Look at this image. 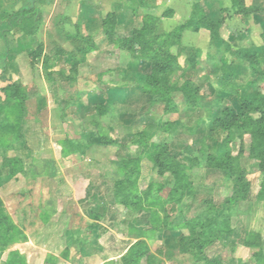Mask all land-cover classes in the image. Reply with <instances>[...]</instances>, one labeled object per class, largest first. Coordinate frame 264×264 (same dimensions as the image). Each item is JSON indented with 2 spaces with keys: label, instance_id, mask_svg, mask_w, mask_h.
<instances>
[{
  "label": "rangeland",
  "instance_id": "1",
  "mask_svg": "<svg viewBox=\"0 0 264 264\" xmlns=\"http://www.w3.org/2000/svg\"><path fill=\"white\" fill-rule=\"evenodd\" d=\"M38 8V29L21 53L10 41V60L2 36L13 14L0 18V89L9 87L0 92V157L14 153L5 167L23 168L2 195L24 199L23 209L4 208L13 214L1 220L4 234L17 240L0 251V264H133L118 255L138 241L157 264H264V0H52ZM108 14L116 26L105 32ZM155 61L170 68L160 85L185 82L195 101L173 90L165 109L144 81ZM240 106L237 128L210 129L223 108ZM224 147L231 160L221 168L213 157ZM33 179L46 182L47 195L28 191ZM35 196L41 218L26 210ZM72 199L86 218L67 207ZM58 209L69 218H54ZM191 226L225 233L203 245L188 238Z\"/></svg>",
  "mask_w": 264,
  "mask_h": 264
},
{
  "label": "trees",
  "instance_id": "2",
  "mask_svg": "<svg viewBox=\"0 0 264 264\" xmlns=\"http://www.w3.org/2000/svg\"><path fill=\"white\" fill-rule=\"evenodd\" d=\"M33 1L34 0H25V4L18 10L15 14L11 15L10 19H8V33L11 34H24L26 36H32L34 32L38 29V20L40 18L38 10L33 6ZM46 4L51 3L52 0H42ZM150 0H138V2L141 5H146ZM197 10V9H194ZM195 14L197 13L194 11ZM260 12L259 8H254L250 13H257ZM201 13V12H200ZM199 12L197 14H200ZM202 15V14H201ZM8 16H1V18H6ZM203 20L204 16H201ZM202 20V21H203ZM145 21V23H147ZM100 26L102 29H104L105 32H110L113 31L115 26H116V17L114 14H108L105 16V18L100 22ZM4 45H5V55H6V60H10L11 57L7 56V46H6V40L4 36H2ZM34 59H38L40 57V53L37 52L36 50L32 53ZM170 71L169 66H164L162 64H159L158 62H153L151 64L150 72L147 76H144V81L147 83V85L152 86L153 88L151 89L152 94L154 96H157V99L163 103V106L165 109L169 108L172 104V91L177 90V92H180L182 97L186 101H195L196 99V93L194 90H192L191 87L188 86L187 83H183L180 87L177 86H172V87H167L163 88L160 85V82L158 81V76L159 75H164L167 74ZM160 87L159 89H155L154 87ZM9 87H3L0 89V92L5 95L6 91ZM10 98V97H7ZM2 100L0 99V102ZM253 102H248V103H243L242 107L248 108L252 105ZM94 110L99 111L97 114L98 116H103L104 113L106 112L104 108L101 107V105H96ZM243 108L241 106L239 107V113L234 112L231 108L225 107L220 111L219 116L214 117L211 120L210 123V129L212 131H223L227 132L233 128H237L243 117ZM138 143V142H135ZM230 151L227 147H224L221 150H217L216 157H213V161H217L216 165L221 168H225V165L230 163ZM263 184V183H262ZM3 218H8L3 212L2 209L0 208V251H4L8 246H10L14 241L17 239L11 237L10 239L5 236L4 230H3V225L1 223V220ZM195 222V221H194ZM194 226H191L190 234H189V239H192L194 241L202 240L203 245L205 244V238L211 239L216 241L215 239H218L221 237L225 232L221 230H211V232H199L196 231V229L193 231ZM16 232V230H15ZM20 234V232H19ZM16 235H18V232H16ZM22 239H25L24 236H20ZM13 241V242H12ZM213 242H211L212 244ZM181 247V250H183V247ZM202 251V250H201ZM200 252V251H199ZM197 253V252H196ZM131 256V261H133V264H138V261L142 258L145 257L146 261H149L152 259V255L148 254V246L147 244L138 241L135 244H133L128 251L125 253L124 256L121 257L123 260L125 257Z\"/></svg>",
  "mask_w": 264,
  "mask_h": 264
},
{
  "label": "crops",
  "instance_id": "3",
  "mask_svg": "<svg viewBox=\"0 0 264 264\" xmlns=\"http://www.w3.org/2000/svg\"><path fill=\"white\" fill-rule=\"evenodd\" d=\"M14 1L15 0H0V18H1V16H4V15H8V13L10 12V13H12V14H15L18 10H20V8L26 3L25 2V0H16V4L15 5H17L16 6V8L12 11V9H13V7H15L14 6ZM52 2V1H51ZM49 4H51V3H49ZM49 4H46L45 2H43L42 0H34L33 1V6L38 10V12H39V16H40V10H39V8H38V5H49ZM13 6V7H12ZM39 21V20H38ZM2 23V22H1ZM0 23V24H1ZM1 28V27H0ZM3 32V31H2ZM5 32V31H4ZM35 33V32H34ZM34 35V34H33ZM33 35L31 36V37H33ZM7 38L8 39H6V46H7V49H9V47H11L10 46V41L12 40V46L13 47H15V50H16V53L17 52H19V53H21V49L22 48H24L23 47V45H25V44H27V42H29L30 40H29V38H28V36H26V35H24V34H11V33H9L8 34V36H7ZM0 41H1V39H0ZM32 41V40H31ZM31 44V43H30ZM32 44H33V42H32ZM2 46H3V48L5 49V45H4V43H2ZM27 46V45H26ZM31 46V45H30ZM17 55V54H16ZM13 58V57H12ZM18 59V58H17ZM16 59V60H17ZM23 121V120H22ZM12 123V121H10V120H7L6 121V126H7V128H8V131H6L5 133H7L6 134V138H8V137H10V136H12L13 134H11L12 132H11V125H13V124H11ZM21 123V122H20ZM11 140H14L13 138L11 139ZM5 146H1L0 145V155H2V153H3V151L6 149V148H4ZM7 158H16L15 157V155H14V153L12 154V155H8V156H6ZM5 156H4V158L2 159V156L0 157V160H2V161H0V208L2 209V212L8 217V218H13V214H11V215H7L6 214V212H5V210H4V208L5 207H10V208H14L15 207V203H16V207H18L19 209H23L22 207L23 206H20L19 204H21L22 202H23V198L20 196V195H18L17 196V201H15V198H16V194H19V193H15V192H13V193H11V194H5V195H2V192L3 191H5L6 189H8V187H10V186H12V188L13 187H17V185L18 184H16V182H19L20 181V176H22L21 175V172L23 171V168L22 167H20L19 166V168H12V170H9L8 168H6L5 167V165L4 164H6L5 163V161H4V159L6 158ZM7 181V182H6ZM29 182H31V180L29 181ZM20 184V183H19ZM40 184V185H39ZM66 184L67 185H69V183L68 182H66ZM28 191H34V193H36V194H39L38 192H40L41 191V193H43V194H45V195H47L48 194V189H47V186H46V182L44 181L43 182V184H41L40 182H36V180L35 179H33V181H32V183L29 185V187H28ZM40 195V194H39ZM56 200H57V202H59L60 204H62L63 203V201L64 200H62V199H59V198H56ZM73 200V201H72ZM71 201H72V203L71 204H68V206L67 207H69L70 205L72 206V207H76V208H78V213H80V215H81V217L82 218H86V215H85V213H84V210H82V209H80V206H78L77 205V201H74V199H72ZM32 201V202H31ZM40 200H39V196L37 197V196H35V198H29V200H28V203H27V209L26 210H28L29 211V214H30V216H33V218H36L37 216H38V210L37 209H39L40 210V208H37L38 206H42V204L39 202ZM66 202L67 203H69V200L67 201V199H66ZM14 203V204H13ZM65 203V202H64ZM88 205V206H92V205H90V203L88 202V201H86L84 198H83V200H82V203H81V205ZM25 206V205H24ZM78 206V207H77ZM38 211V212H37ZM46 212H44V216L42 217V218H50L49 216H50V213L49 212H51V211H49V210H45ZM59 212L56 216H54V218H69L67 215V213L69 212L68 210H66L65 211V209L63 210V209H58V210H56V212ZM22 213V211L20 210V215H21V217L22 218H24V215H23V213ZM43 213V212H42ZM15 215V214H14ZM39 218H41V213L39 212ZM87 218H89V216H90V213H87ZM31 218V217H30ZM53 218V217H52ZM14 245H16L15 243H14ZM13 245V246H14ZM133 244H129L128 245V248H126L122 253H120L118 256H119V258L118 259H120L122 256H124L125 255V253L128 251V249L132 246ZM33 247H35V246H33ZM158 249H160V248H158ZM160 251V250H159ZM47 253H49V252H47ZM153 257H152V259H150L149 261H146L145 262V264H157V257H159V256H157V255H155V254H153V253H150ZM117 258L115 259H111L108 263H111V262H116L117 260H118ZM68 263V262H67ZM68 264H72V263H68Z\"/></svg>",
  "mask_w": 264,
  "mask_h": 264
}]
</instances>
